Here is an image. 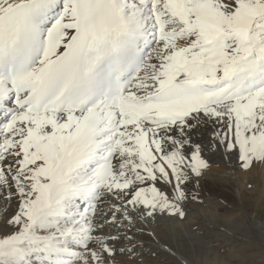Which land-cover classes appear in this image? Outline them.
<instances>
[{"label": "snow or ice", "instance_id": "snow-or-ice-1", "mask_svg": "<svg viewBox=\"0 0 264 264\" xmlns=\"http://www.w3.org/2000/svg\"><path fill=\"white\" fill-rule=\"evenodd\" d=\"M221 165L264 167V0H0V264H189L152 226Z\"/></svg>", "mask_w": 264, "mask_h": 264}, {"label": "bare ground", "instance_id": "bare-ground-1", "mask_svg": "<svg viewBox=\"0 0 264 264\" xmlns=\"http://www.w3.org/2000/svg\"><path fill=\"white\" fill-rule=\"evenodd\" d=\"M237 174H248L249 178L251 176L257 178L261 176L264 180V167H259L248 173L239 170L233 172L232 169L226 168L223 165L213 166L208 169L201 178L203 202L189 205L188 215L183 221L161 219L155 222L152 227L157 234L158 240L163 241L168 248L182 253L189 264L220 262L221 257L215 253V251L217 252L215 250L216 246L210 243L214 244L220 240L224 246L228 247L229 243H232L233 236L241 241V246L238 249L231 248V254H234V257L236 256V252L242 253L245 249L253 246L264 249V224L255 219L257 217V207L264 199V181L262 182L263 187L261 189H255L254 191L248 190V187L246 188L245 185L244 187L242 186L243 188L240 186V190L237 193V204L231 206L233 210L235 208L240 212L239 215L227 212L223 214L217 213L219 209H224L221 205L228 203V197L226 196L232 194L230 183L231 180L235 181L234 177ZM219 195H224V198ZM234 206L238 207L236 208ZM208 207L213 208L212 210H208ZM198 218L203 220L204 223L202 226L205 230H201L200 226H197L196 221ZM217 221L223 223L222 227L216 224ZM234 251L236 252L234 253ZM144 252V258L148 261V264H163V262H166V264H176V261L172 260L163 251L161 244L157 240L146 238ZM152 252L156 254L152 255ZM237 256L236 258L240 259Z\"/></svg>", "mask_w": 264, "mask_h": 264}, {"label": "rangeland", "instance_id": "rangeland-1", "mask_svg": "<svg viewBox=\"0 0 264 264\" xmlns=\"http://www.w3.org/2000/svg\"><path fill=\"white\" fill-rule=\"evenodd\" d=\"M261 176H259L258 178L257 177H254V176H251L249 178L248 174L247 175H236V177H234L235 181L234 180H231V183H230V189H231V193L230 196H226L228 197L227 199V204L225 205H221L223 206V210L219 209L217 211L218 214H223L224 212L226 213H230V214H236V215H239V211H237L235 208L233 210V208L231 206L233 205H236V200H237V193L238 191L240 190V186L245 187L247 188L248 187V190H251V191H254L255 189H261L263 187V179L261 178ZM233 179V178H232ZM239 184V185H238ZM236 187V188H235ZM242 187V188H243ZM236 190V191H235ZM236 194V196H235ZM221 196V195H219ZM222 198H224V195L221 196ZM263 198H264V195H263ZM231 209H230V207ZM236 207V206H234ZM238 207V206H237ZM236 207V208H237ZM213 207H208V210H212ZM257 211H256V214H257V217H255V219L259 222H261L262 224H264V199L263 201L260 203V205L257 207ZM202 211H204L203 208H201ZM214 212V211H212ZM238 212V213H237ZM201 213V212H200ZM259 214V215H258ZM197 223V226L199 225L200 226V229L202 230H205L204 227L202 226L203 225V220L201 218H198V220L196 221ZM216 224L219 225V227H222L223 223H221L220 221L216 222ZM205 233V232H204ZM208 234V233H206ZM233 240H232V243L227 246H224L223 242H221L220 240H218L217 243H210L211 245H215L216 248L215 250H217V252L215 251V253L217 255H219L220 257V262L219 261H215V262H209L207 264H264V249L257 247V246H253V247H250L248 249H245L242 253H238L236 251H234L235 255H239L237 257H240L239 258H236V256L234 257V254H231V248H234V249H238L239 246H241V241H239V239L235 236H233ZM219 239V238H218ZM218 245V246H217ZM230 247V249H229ZM233 253V252H232ZM242 258H241V256ZM244 257V258H243ZM247 257V258H246ZM230 262H229V261ZM232 261V262H231ZM235 261V262H234ZM238 262V263H237ZM243 262V263H242Z\"/></svg>", "mask_w": 264, "mask_h": 264}]
</instances>
